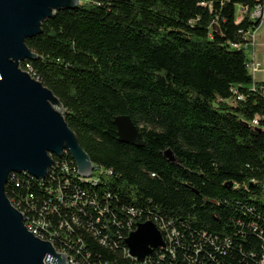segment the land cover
I'll list each match as a JSON object with an SVG mask.
<instances>
[{"label": "trees", "instance_id": "trees-1", "mask_svg": "<svg viewBox=\"0 0 264 264\" xmlns=\"http://www.w3.org/2000/svg\"><path fill=\"white\" fill-rule=\"evenodd\" d=\"M258 3L84 0L26 40L38 59L22 63L61 99L93 162L112 169L105 181L123 205L241 242L224 264L264 257V81L244 48L262 22L250 17ZM239 7L248 11L240 21ZM119 115L137 125L134 143L121 139ZM25 192L26 183L6 186L9 197ZM86 240L94 256L113 259Z\"/></svg>", "mask_w": 264, "mask_h": 264}, {"label": "water", "instance_id": "water-1", "mask_svg": "<svg viewBox=\"0 0 264 264\" xmlns=\"http://www.w3.org/2000/svg\"><path fill=\"white\" fill-rule=\"evenodd\" d=\"M82 0H0V264H68L66 253L36 237L24 214L6 193L9 175L26 172L44 180L54 158L68 151L81 176H91L93 160L66 120L61 99L23 69L38 59L26 40L43 32V23ZM122 140L134 143L139 129L128 115L115 118ZM232 188L233 182H227ZM131 254L142 260L164 245L151 220L141 222L126 240Z\"/></svg>", "mask_w": 264, "mask_h": 264}, {"label": "built area", "instance_id": "built-area-1", "mask_svg": "<svg viewBox=\"0 0 264 264\" xmlns=\"http://www.w3.org/2000/svg\"><path fill=\"white\" fill-rule=\"evenodd\" d=\"M258 2L250 13L253 20L262 19L264 15V0ZM242 12L247 14V7ZM251 59L249 68L258 80L256 75L261 64ZM25 70L39 80L30 64ZM231 91L236 99H246L239 86H233ZM260 91L264 94V85ZM253 124L259 126L260 119L255 118ZM68 154L65 151L63 157L52 155L54 164L44 180L26 172H12L7 183L16 187L26 183L23 195L13 194L8 196L9 199L24 214L27 229L36 237L51 242L57 252L66 253L68 264H224L226 256L244 250L241 242L230 236L194 228L187 222L162 216L148 206L123 205L119 194L114 193L105 181L112 175V169L93 163L91 176H81L74 160L66 157ZM149 220L161 232L164 245L140 260L131 254L126 240L139 223ZM250 226L254 232L259 228L258 223ZM86 235L108 249L113 259L108 260L99 253L94 256ZM260 263L264 264V257Z\"/></svg>", "mask_w": 264, "mask_h": 264}, {"label": "rangeland", "instance_id": "rangeland-1", "mask_svg": "<svg viewBox=\"0 0 264 264\" xmlns=\"http://www.w3.org/2000/svg\"><path fill=\"white\" fill-rule=\"evenodd\" d=\"M84 1V0H82ZM242 8L238 10V21L242 20L246 13L242 12ZM252 42L245 46V51L250 61H257L261 64V68L256 77L258 80L264 81V15L261 25L254 31L248 33Z\"/></svg>", "mask_w": 264, "mask_h": 264}]
</instances>
